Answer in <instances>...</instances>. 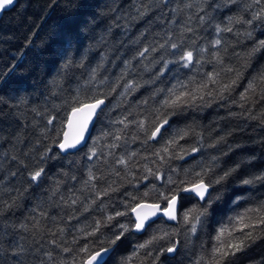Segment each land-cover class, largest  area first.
Instances as JSON below:
<instances>
[{
    "label": "trees",
    "instance_id": "trees-1",
    "mask_svg": "<svg viewBox=\"0 0 264 264\" xmlns=\"http://www.w3.org/2000/svg\"><path fill=\"white\" fill-rule=\"evenodd\" d=\"M130 2L131 0H82L83 7L80 16L73 21L61 19L65 15L63 10L65 0H55V5L52 4V0H17L16 4L2 12L0 17V74L8 75L13 68L15 70L8 77L6 86L0 83V200H8L15 196L17 190L27 189V192L24 198L18 201V207H14L0 216V261L6 259L5 249L8 250L10 256V248L6 243L10 238L29 249V252H33L43 245L41 251H53L55 264H60L62 258L70 260L71 257L68 254L61 253L58 248L53 249L48 243L53 239L50 230L54 231L57 227H65L67 231L63 236L56 237L58 242L66 241V246L77 249L78 246L72 243V239L74 235L80 234L76 233L74 228L91 225L95 219L112 213L118 207L122 210L121 201L125 199L122 194L125 191L138 195L149 191L150 196L146 199L154 202L155 193L152 185L156 184L159 191L165 190L163 182L156 181L151 177L148 181L139 183L138 192L132 186L137 184L143 175H146L145 164L155 169L156 165L152 164L154 158L150 153L154 148L159 147L154 142H149L147 145L142 144L141 140L144 138L142 133L139 134L141 140L132 142V136L137 134L134 125H130L126 130L125 140L127 143L120 141L121 146L117 149L113 150L107 147L112 143V137L100 139L99 142L97 140L102 132H115L123 127L122 125H112L110 121L122 116H128L129 120H138L151 112L155 106V101L152 99L155 90L169 87L176 83L177 79L185 80L189 76L196 75L199 79L201 74L212 71L213 68L211 64H204L202 67L197 66L199 72L196 68L189 72L188 70H177L176 66L170 65L173 70L156 80V83H145L155 79L154 74L160 65L153 66V58L158 59L159 54L149 52L146 58L139 61L133 60L139 49L154 42L162 43L170 31L173 33L174 39H177L181 26L188 21L190 16L192 17L190 24L195 32L189 33L185 37L186 47H191V40L196 39L197 35L199 36L197 45L206 47L208 42L215 38V34L212 29L207 31L200 29L195 18L198 0H170L168 8L164 9L163 22L153 23L156 16L150 13V18H145L143 21H127L130 25L127 29L114 27L112 29L113 36L109 37L104 45L97 44L91 38H82V35L99 38L102 30L113 23L105 16L100 27L92 25L93 14L108 11L104 5H123L121 12H125L128 10ZM249 2L250 0H238L236 5L220 9L216 15L220 18L236 15L243 12ZM189 3L193 5L192 8L185 7ZM172 8L179 11L173 14L169 11ZM100 19L101 17L98 16L97 23L100 22ZM84 21H88L89 26L95 27V31L91 34L85 31L81 35L79 27ZM125 22L122 19L118 23L122 26ZM237 27L240 26L237 25ZM53 33H55L54 36ZM141 33L145 35L141 37ZM224 35L230 45L236 39L231 34ZM255 35L264 38V25L257 26ZM69 40L73 44L71 51L75 50L77 43L81 44L83 48L90 49V67L96 66L102 55L107 56L104 67L100 69L94 82L87 83L89 80L87 70H68L66 73L59 71L62 63L60 53L67 46ZM138 40L142 42L137 43ZM251 45L252 41L243 40L234 45V49L230 46L231 62L239 66L240 61L232 56L233 50L242 53ZM168 58L171 59V57ZM124 60L131 61L132 68L124 79L118 80L124 70ZM257 61L259 64H264V55L258 56ZM250 71L245 73L246 79L241 81V85L246 84ZM0 81H3L2 75H0ZM128 81H133L141 87L129 90L125 95H120L125 92L123 85ZM113 87L116 88L115 92L112 91ZM240 91H243V87H238L234 95H238ZM73 97H78L80 101H87L89 97L104 98L106 101L104 112L95 120L90 137L82 150L75 154H61L55 159L41 161L40 156L52 144V138L57 136V132L63 131L68 113L75 106ZM145 100H147V104L143 103ZM233 110L239 111L235 108ZM53 116L56 117L54 125H48L47 120ZM185 125L195 128L197 132L203 131L205 144L211 143L219 135L229 132L232 135L227 136V143L219 145L217 149L204 147L199 153L186 157L185 160L171 161L164 168L166 175L184 179V169L198 171L197 165L200 162L207 164L210 157L216 155L219 157L218 172L221 169L236 167L237 164L241 165L234 176L230 178L229 194L232 193V189H236V194L242 195L245 201L264 199V186H251L250 190L243 191L238 183L240 179L250 174L264 171V144L260 143L261 138L264 137V130L260 128L257 121L229 119L226 116V110L214 104L212 107L199 111H189L186 114V119H180L178 123L173 124V127L183 128ZM181 144L188 148L199 146L195 136L181 141ZM237 145L239 146L237 147ZM229 146L232 148L231 151L228 150ZM91 148H96L98 155L89 161L87 155ZM56 151L58 150L53 149V152ZM110 151L113 152L112 156L108 155ZM25 152L28 153L27 156L24 155ZM131 152L138 154L129 162L127 170L115 163L117 158L127 157ZM223 153H227V155H223ZM13 155H16L18 160L24 161L29 170L37 166L46 169V176L39 188L34 185L29 187L27 184L28 173L24 171L23 165L11 159ZM144 156H148L149 159H142ZM158 163L157 161V165ZM171 167H177L178 173L169 172ZM89 168L95 175L101 177L100 180L95 181L98 189L112 184L113 187H120V191L112 193L110 197L102 198L103 204L107 206L103 211L99 207L101 201H97V204L93 205L89 212L81 215L83 205L90 203L94 198L91 189L84 186V181L88 179ZM11 172H16V176H11ZM115 172H119L120 175L117 176ZM128 172L135 173V178L128 175ZM129 181H132V184H129ZM57 187L59 191L53 196L52 191ZM61 197L65 199L79 197L80 203L75 206L78 211L73 212L71 208L64 207L60 203ZM195 203V200L184 203L180 211L191 208ZM246 206L248 205L241 203V207ZM231 207L230 203L226 205L223 211L217 214L216 222L230 215L229 208ZM42 213H46V215H42ZM69 215H76L78 220L69 221ZM124 219L120 218V221L124 222ZM175 223H169L166 220L157 221L147 233L133 234L116 256L109 260V264H117L121 256L127 255L135 244L148 239L155 229L168 230L169 226L175 225ZM20 224L27 225L29 230L16 229L13 235V226ZM216 226L217 223H212L211 227H205L204 231L200 233L199 239H196L193 244L182 246L175 260L164 261V264H189L193 252L200 253L202 244L205 248H210V234L214 233ZM86 230H90V228H86ZM109 234V230L105 228L101 230L98 238L89 239L103 240ZM181 239L183 238L181 237ZM84 243V240L79 241L80 245ZM166 243V241H159L153 247L158 248ZM39 259H44L45 264H53L42 255L36 258L37 264ZM262 262H264V241H258L249 249L248 255L241 259L240 264H262ZM8 264H12L10 259H8ZM26 264H34L32 255L27 257Z\"/></svg>",
    "mask_w": 264,
    "mask_h": 264
},
{
    "label": "snow or ice",
    "instance_id": "snow-or-ice-1",
    "mask_svg": "<svg viewBox=\"0 0 264 264\" xmlns=\"http://www.w3.org/2000/svg\"><path fill=\"white\" fill-rule=\"evenodd\" d=\"M16 3L17 0H0V11H4ZM169 3L170 0H131L128 10L125 12H121L123 5L110 6L106 4L104 7L108 9L107 12L102 11L92 15V25L95 27H100L105 16L113 22L102 30L99 38L82 35L85 31L90 34L95 31V27L89 26L88 21L80 24L79 32L82 38H91L97 44L104 45L109 37L113 36L112 29L114 27H123L124 29L130 27L127 21H143L145 18H150V13H152L156 16L155 21H152L153 23L163 22L164 9L168 8ZM237 3L238 0H198L195 17L198 25L202 31L212 29L215 34V38L210 40L206 47L197 45L198 35L196 39L191 40V47H186L185 37L187 34L195 32L190 24L192 20L190 16L188 21L181 26L177 39H174L173 33L170 31L162 43L154 42L137 51L133 60H142L146 58L149 52L159 54L158 59L153 58V66L160 65L154 74L155 79L145 83H156V80L173 70L170 65L176 66L177 70H188L189 72L194 68L199 72L197 66L202 67L204 64H211L213 68L212 71L201 74L199 79L193 75L185 80L177 79L176 83L169 87L155 90L152 94L155 106L143 118L129 120L128 116H122L110 121L112 125H122L123 127L115 132H102L98 138L97 142L100 139L112 137V143L107 145L109 149L119 148L121 146L120 141L127 143L125 135L130 125L135 126L137 133L132 136V142L141 140L139 134L142 133L144 136L141 140L142 144L147 145L149 142H154L159 145L150 153L151 157L154 158L152 164L156 165L155 169L145 164L146 175H143L141 180L132 186L138 192L139 183L148 181L151 177L156 181L163 182L165 190L159 191L156 184L152 185L155 193L154 202H149L146 199L150 196L149 191L143 192L142 195L125 191L122 194L125 197L121 201L122 210L118 207L112 213L95 219L91 225L74 228V231L80 234L74 235L72 239V243L78 246L77 249L66 246V241L58 242L56 237L63 236L67 231L65 227L61 226L54 231L50 230L53 239L49 240L48 243L53 249L58 248L61 253L71 257L70 260L62 258L60 264H109V260L116 256L133 234L143 235L157 221L165 220L176 223L170 225L168 230L155 229L148 239L135 244L127 255L121 256L117 264H164V261L175 260L176 255L181 251V247L193 244L196 239H199L200 233L204 231L205 227H211L212 223H217V226L214 233L210 234V248H205L202 244L200 253L193 252L189 264H240L241 259L248 255V251L253 245H256L258 241H264V199L245 201L242 195L236 194V189H232L231 194L228 192L231 184L230 178L237 172L240 164L233 168L221 169L218 172L219 157L212 155L207 164L200 162L197 165L198 171L184 169V179L174 178L173 175H166L164 172V168L171 161L185 160L186 157L199 153L204 147L217 149L219 145L227 143V136L232 135L231 132L219 135L211 143L205 144L203 131L197 132L195 128L189 125H185L183 128H174L173 124L178 123L180 119H186V114L189 111H199L215 104L217 107L226 110L227 118L254 120L264 130V64H259L257 61L258 56L264 55V38L255 35L257 26L264 25V0H250L243 12L236 15L224 16L223 18L216 15L218 10L226 9ZM52 4L55 5V0H52ZM82 7V0H65L63 5L65 15L61 19L63 21L76 20L80 16ZM185 7L192 8L193 5L189 3ZM169 11L175 14L179 10L172 8ZM157 12L158 14H156ZM98 16L101 17L99 23H97ZM122 19L126 22L121 26L118 22ZM224 34L235 36V41L230 45ZM54 35L55 33H53ZM144 35L141 33V37ZM243 40L252 41V45L242 53L233 50L232 56L240 61V65L237 66L231 62L229 47L232 46L234 49V45ZM141 42L140 40L137 41V43ZM72 48L73 44L69 40L67 46L60 53L62 63L59 71L66 73L68 70H87L89 77L87 83L94 82L100 69L104 67L107 56L102 55L96 66L90 67V49L83 48L79 43H77L74 51H71ZM123 63L124 70L118 80L124 79L132 68L131 61L124 60ZM14 70L13 68L8 75L0 74L3 76V81L0 83L6 86L8 77ZM249 70L251 71L246 84L241 85V81L246 79L245 73ZM123 87L125 92L120 93V95H125L129 90H136L141 85L128 81ZM238 87H243V91L234 95ZM112 91L115 92L116 88L113 87ZM73 100L75 106L72 107L68 115L67 130L57 132V136L52 138V144L41 154V161L55 159L61 154H75V152L82 150V146L86 144L85 133L88 131L89 125L94 124L95 120L104 112V98L89 97L87 101H80L78 97H73ZM143 103L147 104V100ZM234 108L239 109V111H234ZM55 120L56 117L53 116L47 120V124L54 125ZM192 136L196 137L199 146L188 148L181 144V141H186ZM17 139L19 140V138ZM260 143L264 144V137L261 138ZM53 149L58 151L53 152ZM228 150H232L231 146ZM137 154V152H131L127 157L120 156L115 163L127 170L129 162ZM24 155L27 156L28 153L25 152ZM97 155L98 150L91 148L87 159L91 161ZM108 155L112 156L113 152L110 151ZM223 155H227V153H223ZM11 159L23 165L24 171H27L29 187L34 185L39 188L41 186L46 176L44 167L37 166L29 170L27 164L18 160L16 155H13ZM142 159L148 160L149 157L144 156ZM157 161L159 162L158 165ZM178 171L177 167L169 168L171 173H178ZM16 174V172L10 173L13 177ZM115 174L120 175L119 172H115ZM128 175L135 178V173L128 172ZM73 179H75L74 176ZM100 179L101 177L95 175L89 168L88 179L84 181V186L91 189L94 198L91 199L90 203L83 205L81 215L89 212L92 206L97 204V201H101L99 207L103 211L107 206L103 204L102 198L110 197L112 193L120 191V187H113L112 184L98 189L95 181ZM238 183L243 191L250 190L251 186H264V171L250 174L240 179ZM129 184H132V181H129ZM58 191L59 188L57 187L52 191V195L55 196ZM26 192L27 189L17 190L15 196L8 200H0V216L12 208L18 207V201L24 198ZM189 200H195L196 203L191 208L180 211L184 202ZM242 202L248 206L241 207ZM60 203L76 212L78 209L75 206L80 203V198L69 197L65 199L61 197ZM229 203L232 206L229 208L231 214L216 222L217 214L221 213ZM42 215H46V213H42ZM120 218H125L124 222H121ZM74 219L78 220V217L76 215L68 216L69 221ZM86 228H90V230H86ZM105 228L110 233L105 239L98 241L89 239L98 238L101 230ZM16 229L29 230L25 224L14 225L13 235ZM5 234L7 235V233ZM80 240H84L85 243L80 245ZM159 241H166L167 243L154 248L153 246ZM6 243L10 248V256L8 250L5 249L6 259L0 261V264H8V259L12 261V264H26L29 255L33 256L34 264H37L36 258L40 255L55 264L53 251H41L43 245H40L33 252H29V249L14 242L12 238L8 239ZM38 264H45V260L39 259Z\"/></svg>",
    "mask_w": 264,
    "mask_h": 264
},
{
    "label": "water",
    "instance_id": "water-1",
    "mask_svg": "<svg viewBox=\"0 0 264 264\" xmlns=\"http://www.w3.org/2000/svg\"><path fill=\"white\" fill-rule=\"evenodd\" d=\"M10 7H11V6H10ZM10 7H9V8H10ZM9 8H8V9H9ZM6 10H7V9H6ZM2 12H3V11H0V17H1ZM70 112H71V110L69 111L68 115L70 114ZM67 118H68V116H67ZM66 124H67V119H66V121H65V123H64V129H63V130H67V129H66ZM92 126H93V124H90V125H89V129H88V131L85 133L86 141H87L88 138H89V135H90L91 130H92Z\"/></svg>",
    "mask_w": 264,
    "mask_h": 264
},
{
    "label": "bare ground",
    "instance_id": "bare-ground-1",
    "mask_svg": "<svg viewBox=\"0 0 264 264\" xmlns=\"http://www.w3.org/2000/svg\"><path fill=\"white\" fill-rule=\"evenodd\" d=\"M11 7H12V6H11ZM1 15H2V14H1ZM105 103H106V101H105ZM93 125H94V124H93ZM92 127H93V126H92ZM91 131H92V130H91ZM90 134H91V133H90ZM89 137H90V135H89ZM88 139H89V138H88ZM87 141H88V140H87ZM87 141H86V142H87ZM84 145H85V144H84ZM84 145H83V146H84ZM83 146H82V147H83ZM169 223H175V222H169Z\"/></svg>",
    "mask_w": 264,
    "mask_h": 264
},
{
    "label": "rangeland",
    "instance_id": "rangeland-1",
    "mask_svg": "<svg viewBox=\"0 0 264 264\" xmlns=\"http://www.w3.org/2000/svg\"><path fill=\"white\" fill-rule=\"evenodd\" d=\"M190 201V200H189ZM189 201H185L184 203L186 204V203H188ZM149 234V233H148Z\"/></svg>",
    "mask_w": 264,
    "mask_h": 264
}]
</instances>
